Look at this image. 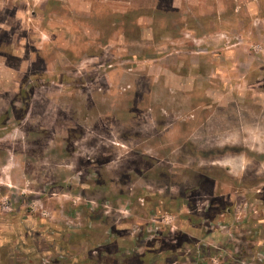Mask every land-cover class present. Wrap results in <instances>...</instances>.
<instances>
[{"label":"rangeland","instance_id":"1","mask_svg":"<svg viewBox=\"0 0 264 264\" xmlns=\"http://www.w3.org/2000/svg\"><path fill=\"white\" fill-rule=\"evenodd\" d=\"M0 264H264V0H0Z\"/></svg>","mask_w":264,"mask_h":264},{"label":"trees","instance_id":"2","mask_svg":"<svg viewBox=\"0 0 264 264\" xmlns=\"http://www.w3.org/2000/svg\"><path fill=\"white\" fill-rule=\"evenodd\" d=\"M227 211L230 212V210H227ZM227 213H228V212H227ZM142 256H147V255H144V254H143V255L140 256V258H144V259H145L146 257H142Z\"/></svg>","mask_w":264,"mask_h":264}]
</instances>
